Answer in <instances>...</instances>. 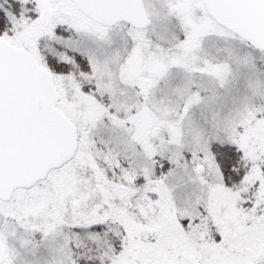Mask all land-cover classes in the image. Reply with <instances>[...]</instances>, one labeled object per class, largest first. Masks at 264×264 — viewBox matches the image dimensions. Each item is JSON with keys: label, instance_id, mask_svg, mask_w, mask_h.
<instances>
[{"label": "snow or ice", "instance_id": "obj_1", "mask_svg": "<svg viewBox=\"0 0 264 264\" xmlns=\"http://www.w3.org/2000/svg\"><path fill=\"white\" fill-rule=\"evenodd\" d=\"M0 264H264V0H0Z\"/></svg>", "mask_w": 264, "mask_h": 264}]
</instances>
